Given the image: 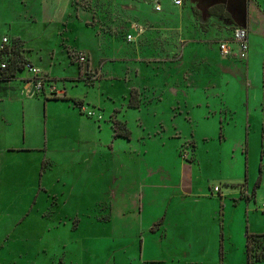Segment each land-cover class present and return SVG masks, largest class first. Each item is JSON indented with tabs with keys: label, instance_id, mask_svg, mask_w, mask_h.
Wrapping results in <instances>:
<instances>
[{
	"label": "rangeland",
	"instance_id": "374dc122",
	"mask_svg": "<svg viewBox=\"0 0 264 264\" xmlns=\"http://www.w3.org/2000/svg\"><path fill=\"white\" fill-rule=\"evenodd\" d=\"M182 2L0 0L3 59L41 70L0 84L12 93L0 97V128L24 112L41 149L0 162V264H221V234L223 264H247V234L264 235V0ZM77 7L94 17L86 33L108 20L97 37L131 57L106 42L107 66L92 68L89 52L75 50ZM133 24L147 33L128 44ZM238 29L250 34L248 54L231 44ZM42 79L29 99L23 81ZM42 94L72 101L52 102L48 115Z\"/></svg>",
	"mask_w": 264,
	"mask_h": 264
},
{
	"label": "crops",
	"instance_id": "0c3cea01",
	"mask_svg": "<svg viewBox=\"0 0 264 264\" xmlns=\"http://www.w3.org/2000/svg\"><path fill=\"white\" fill-rule=\"evenodd\" d=\"M77 0H70V3L71 5H74V3H76ZM163 9V6L160 5ZM178 7V6H176ZM78 8V7H77ZM77 12L75 13L76 14V17H78V20L80 21L79 24H74L72 23V27H73V30H75L78 34H82L84 36L83 39H80L78 41V43L76 44L77 45V49L75 48H72V49H75V50H78V51H87L89 52L90 54V57H91V61H90V65L92 68H96L98 70H100V72L102 73V69L107 66V63H105V65H102L100 66L99 62L102 60V59H105L107 58L106 55H103V52H104V46L107 42V44L110 42L114 45V47H116V43L115 42H111L109 41L106 37H103V36H100V37H97L98 35H102V25L107 23V24H110V22H107L108 20L106 19H102L101 20V23H98L97 26H94V27H90L89 29H87V33L85 32V29H86V25L84 24V22L86 21H94V17L88 13L87 11L85 10H81L80 8H78ZM163 12V11H162ZM158 13H161V12H158ZM98 21V19H96ZM134 26H138L142 29V33H139L138 31H136L134 29V26H133V29H131V31L128 33L129 35H132L134 36V41L133 42H136L137 39L141 38L143 35H145L147 33V30H146V27H144L143 25L141 24H133ZM85 28V29H84ZM85 40V42H84ZM127 40V39H126ZM128 41V40H127ZM249 41H250V35H249ZM130 43V42H127L128 44H133ZM10 43V41H9ZM103 43H105L104 45H102ZM95 46V48L93 47ZM9 47V46H8ZM118 47V45H117ZM67 48H69L67 46ZM122 52H123V56H121V59H129L131 57L130 53L129 52H126L124 47L123 49H121V47H118ZM71 49V50H72ZM98 51L99 52V58L98 59H95V56H94V52ZM69 56V54H68ZM94 57V59H93ZM70 58V56H69ZM113 58V57H112ZM70 61L72 63V59L70 58ZM32 62H33V59H32ZM34 63V62H33ZM135 63V62H134ZM33 66H36V64H33ZM100 66V67H99ZM111 68H113L112 66H110ZM117 67H127V65L125 63H121V65L117 66ZM23 71V70H22ZM22 71L18 72V73H21ZM44 72V71H43ZM79 73V70L77 71ZM46 75L49 76V79L52 80V81H55V80H65L66 82H71L72 83V76H68L66 75L65 77L62 76V77H59L58 75L56 76H53V75H50L49 73H46L44 72ZM17 77H18V74L13 77L15 79H11V80H0V84H6V83H10L12 80H17ZM28 79H33V77H27ZM27 78H23V79H27ZM49 80V81H50ZM68 80V81H67ZM23 83H25L24 85V92L27 93V97L29 99H33L34 97H36V95L38 94L37 91L33 94L32 97H30V90H32L31 86L29 84H27L25 81H23ZM70 84V83H69ZM10 88L12 90H15V91H18V94H21L22 92V85L20 87L16 86V87H13V85L11 84L10 85ZM67 90V89H66ZM60 93L58 94L59 97H65L62 96L63 94H65L66 91H63L61 89L58 90ZM68 92V91H67ZM25 93V94H26ZM12 93H5L3 94L4 97H9L11 100H12V97L11 96ZM18 94L16 95V99L15 101L16 102H22L21 104L25 105V96H20V98L18 97ZM3 95L0 94V97H2ZM44 100H41L42 103H44V108L46 109V113L48 112V115L50 114V110H51V105H52V102L54 101H64V102H70L72 101V97L70 99H64V100H57V99H51L49 97H45L44 94H42ZM4 102V101H2ZM1 103V101H0ZM37 103V101H36ZM36 103H34V106L36 105ZM22 107V106H20ZM30 107V106H29ZM48 107V108H47ZM8 109V112L10 114V116H13L14 113H13V105L12 103H9L7 104L6 103V107L5 109ZM32 108V107H31ZM21 110H23V108H20ZM33 109V108H32ZM36 111V110H35ZM38 112V111H36ZM40 113V112H39ZM18 118H17V121L16 123L14 124L11 120H9V124H7L6 122H4V126L0 128V162L1 161H6V162H10L12 161V158H8V154H13V153H36V152H39L41 149H39L40 147L37 146V144L35 143V141L33 140V138L29 137V132H30V128L28 126V121L25 119L26 115L23 113H15ZM7 116V114H6ZM12 118V117H10ZM3 121V119H2ZM49 120H47L48 122ZM34 123H37L34 119L32 120V124H31V127L33 129V127H35L33 124ZM46 127H48L45 123L44 126H41L40 129L36 130V132L38 133V137H40L41 139H45L46 140V137H44L45 135V129H47ZM43 130H44V134H43ZM11 159V160H10ZM14 159H20L21 158H14ZM184 191V195L185 197L188 196L185 192V189H183ZM183 193V192H182ZM220 193V192H219ZM168 216V212H167V215L166 217ZM172 219V217H171ZM170 219V220H171ZM163 220V219H162ZM169 220V222H170ZM159 225H163V221L162 223H156V225L151 229V232L152 234H156V232L158 233L159 232ZM156 228H158V230H156ZM162 241L164 239L167 240V236H168V232L165 233H162ZM221 237H222V241H220V247H219V253H220V262L221 264H223V261H224V257H225V248H224V238H223V235L221 234ZM166 240H164L163 242H165ZM188 242H187V245H188V248L190 250L193 249V247L195 246V244L193 242L190 243V246H189V238L187 239ZM199 242H201V238L199 239ZM144 244V243H143ZM141 252V255H143V246H142V249L140 250ZM150 262H153V261H150ZM256 264H264V262H259V263H256Z\"/></svg>",
	"mask_w": 264,
	"mask_h": 264
},
{
	"label": "built area",
	"instance_id": "2783aa9c",
	"mask_svg": "<svg viewBox=\"0 0 264 264\" xmlns=\"http://www.w3.org/2000/svg\"><path fill=\"white\" fill-rule=\"evenodd\" d=\"M173 4L175 6L181 7L183 5L182 0H173ZM155 10L157 12H162V7L160 6L159 2L156 3V7ZM134 29L136 31H138L139 33H142V29L138 26H134ZM249 32L246 29H238L235 31L234 36H233V42L231 44H234L238 47L239 52L243 53V54H248L249 50H250V41H249ZM127 40L128 42L132 43L134 41V36L132 35H128L127 36ZM9 43L8 38H4L2 41V44L0 45V52H4L7 49V45ZM220 51L223 55L225 56H229V55H234L235 51L234 49L230 48V44L228 43H222L220 45ZM236 55V54H235ZM79 62L80 63H86V58L82 55H80L79 57ZM8 69V64L6 62L0 63V74L5 73ZM25 69H27L33 78L35 77H39V75H41V70H39L38 68H35L32 65H26ZM42 80L40 81V83L34 85L36 90L41 91L43 89L42 86ZM34 84V82H33ZM52 92H56L57 94H59L60 92L57 90H52ZM215 193L220 192V190L218 188L214 189Z\"/></svg>",
	"mask_w": 264,
	"mask_h": 264
},
{
	"label": "trees",
	"instance_id": "16d2710c",
	"mask_svg": "<svg viewBox=\"0 0 264 264\" xmlns=\"http://www.w3.org/2000/svg\"><path fill=\"white\" fill-rule=\"evenodd\" d=\"M211 13L213 14L212 11ZM8 46L9 44L7 45V49H8ZM6 51L0 52V55H1L0 63L6 62L8 64L7 71L5 73L0 74V80H4V81L11 80L15 76V72L17 69L22 71L25 69L26 65H30V63L21 62L14 57H8V58L3 59L2 54L5 53ZM86 62H87V59H86ZM42 81L45 83L44 79H42ZM137 107L138 105H136V103L134 102L130 103V108H137ZM260 239H264V235H251L249 233L247 234V243H246L247 264H256L259 262H264V245L262 244L263 240L261 241Z\"/></svg>",
	"mask_w": 264,
	"mask_h": 264
},
{
	"label": "water",
	"instance_id": "95a60500",
	"mask_svg": "<svg viewBox=\"0 0 264 264\" xmlns=\"http://www.w3.org/2000/svg\"><path fill=\"white\" fill-rule=\"evenodd\" d=\"M35 90H36V88H35V86H33L32 90H31V92H30V97L33 96V94L35 93Z\"/></svg>",
	"mask_w": 264,
	"mask_h": 264
}]
</instances>
